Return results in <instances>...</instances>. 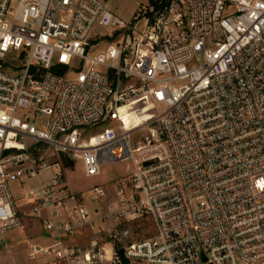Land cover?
<instances>
[{
    "label": "built area",
    "instance_id": "obj_1",
    "mask_svg": "<svg viewBox=\"0 0 264 264\" xmlns=\"http://www.w3.org/2000/svg\"><path fill=\"white\" fill-rule=\"evenodd\" d=\"M108 2L0 0V242L27 207L51 237L37 264H264V0H146L127 19ZM43 148L85 176L128 162L100 221L151 235L70 244L93 220Z\"/></svg>",
    "mask_w": 264,
    "mask_h": 264
},
{
    "label": "rangeland",
    "instance_id": "obj_2",
    "mask_svg": "<svg viewBox=\"0 0 264 264\" xmlns=\"http://www.w3.org/2000/svg\"><path fill=\"white\" fill-rule=\"evenodd\" d=\"M145 2L146 0H109L108 7L114 13L127 19ZM69 78H72V75ZM39 153L40 156H43V162L58 164L70 190L82 194L84 205L90 211L89 215H91L94 226L91 229L87 226L82 231L77 232L75 234L77 239L72 240V237L67 238V241L72 242L70 244H88L90 241L96 240V238L97 240L104 239L108 234V230H112L113 228L118 229V231H128L127 236H123L122 240L124 242L138 240L151 235V225L145 218L129 222L124 220L118 222L119 220L116 219L110 221V223H102L100 221V218L109 213V208L113 202L114 186L117 183V180L114 179H118L126 173L129 167L128 162L103 164L100 168V175L85 176L81 162L71 154H56L53 150L45 148L41 149ZM66 162H70V164L66 166ZM55 168V165H53L51 168L42 170L38 176L39 179H45ZM31 183V181L27 182L24 189H21L17 182L11 183V189L15 197L18 198L17 204L23 205V200L20 198L26 191V187ZM95 183L103 184L107 193L106 198L98 200L96 204L88 198L89 187ZM26 208L23 207L21 209L24 226L22 228L11 229L2 237L3 245L0 242V264H37L41 260L40 257L30 260L27 256L28 248L31 245H44L48 243V240L45 238V234H43L41 219L27 216L25 214ZM93 210H98L99 213L95 215Z\"/></svg>",
    "mask_w": 264,
    "mask_h": 264
},
{
    "label": "crops",
    "instance_id": "obj_3",
    "mask_svg": "<svg viewBox=\"0 0 264 264\" xmlns=\"http://www.w3.org/2000/svg\"><path fill=\"white\" fill-rule=\"evenodd\" d=\"M45 234V233H43ZM87 236V235H86ZM45 238L49 241L51 237H49L47 234H45ZM79 238V237H78ZM77 239V236L75 238H72V240ZM69 241V240H68ZM3 245V244H2Z\"/></svg>",
    "mask_w": 264,
    "mask_h": 264
},
{
    "label": "trees",
    "instance_id": "obj_4",
    "mask_svg": "<svg viewBox=\"0 0 264 264\" xmlns=\"http://www.w3.org/2000/svg\"><path fill=\"white\" fill-rule=\"evenodd\" d=\"M149 1H152V0H149ZM69 164H70V162H66V163H65L66 166L69 165Z\"/></svg>",
    "mask_w": 264,
    "mask_h": 264
}]
</instances>
